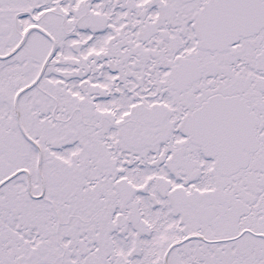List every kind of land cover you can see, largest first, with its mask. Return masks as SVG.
Segmentation results:
<instances>
[{"label": "snow or ice", "instance_id": "6c2138e0", "mask_svg": "<svg viewBox=\"0 0 264 264\" xmlns=\"http://www.w3.org/2000/svg\"><path fill=\"white\" fill-rule=\"evenodd\" d=\"M0 264H264V0H0Z\"/></svg>", "mask_w": 264, "mask_h": 264}]
</instances>
